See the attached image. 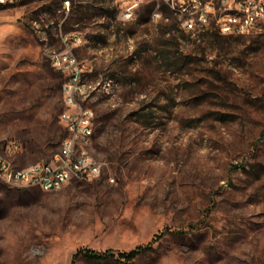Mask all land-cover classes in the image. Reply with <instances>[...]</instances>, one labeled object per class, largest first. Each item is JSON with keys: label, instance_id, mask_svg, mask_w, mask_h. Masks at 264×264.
<instances>
[{"label": "rangeland", "instance_id": "obj_1", "mask_svg": "<svg viewBox=\"0 0 264 264\" xmlns=\"http://www.w3.org/2000/svg\"><path fill=\"white\" fill-rule=\"evenodd\" d=\"M237 1L213 0L212 26ZM126 4L0 0V150L19 139L21 165L61 150L68 49L96 86L83 103L102 163L57 189L0 179V264H264V22L193 33L173 2L128 19ZM149 241L131 260L73 261Z\"/></svg>", "mask_w": 264, "mask_h": 264}, {"label": "built area", "instance_id": "obj_2", "mask_svg": "<svg viewBox=\"0 0 264 264\" xmlns=\"http://www.w3.org/2000/svg\"><path fill=\"white\" fill-rule=\"evenodd\" d=\"M125 1L127 4L123 9V17L132 18L135 8L142 0ZM167 1L173 2L174 8L182 11V14L186 13L183 24L193 33L212 28L227 34L249 33L264 22V1L238 0L231 9H239V16H228L227 10L215 17L213 26L211 17L216 13L213 0H207V5H200V0H188L193 5L188 10L184 5L186 0ZM156 11L160 9L155 8L152 13ZM54 62L63 70L69 71L62 87L66 104L60 112L65 126L61 150L49 159L21 165L14 160H7V153L16 154L22 148L21 141L14 138V145L4 146L0 150V178H8L9 183L50 190L62 187L73 178L94 179L101 173V161H93L86 153V145H92L95 135V111L83 103L90 90L96 87L83 78L88 65L68 49L55 52ZM83 158H90V165H83Z\"/></svg>", "mask_w": 264, "mask_h": 264}, {"label": "trees", "instance_id": "obj_3", "mask_svg": "<svg viewBox=\"0 0 264 264\" xmlns=\"http://www.w3.org/2000/svg\"><path fill=\"white\" fill-rule=\"evenodd\" d=\"M205 1V0H204ZM168 32H171V29L167 30ZM218 34V32H214ZM152 241H149L146 244H140L136 247L130 249V250H114V249H105V250H97L94 248H84V249H78L74 256L73 261L79 256L84 255L90 259L100 260V259H108V258H114V257H124L126 259H134L142 252L152 249Z\"/></svg>", "mask_w": 264, "mask_h": 264}, {"label": "bare ground", "instance_id": "obj_4", "mask_svg": "<svg viewBox=\"0 0 264 264\" xmlns=\"http://www.w3.org/2000/svg\"><path fill=\"white\" fill-rule=\"evenodd\" d=\"M259 1H264V0H259ZM200 5H207V0H200ZM156 13V12H155ZM228 16H239V9H230L228 11ZM74 56H77L76 54H74ZM64 102L66 104V96L64 95ZM9 146H12V145H9ZM89 147L90 145H86V153H87V156L88 157H91V159L93 161H96L89 153ZM7 160H11L7 157ZM83 165H90V158H83ZM2 180H5L7 182H9V179L8 178H0ZM57 188H60V187H57Z\"/></svg>", "mask_w": 264, "mask_h": 264}]
</instances>
